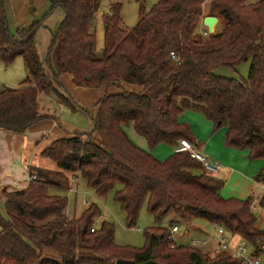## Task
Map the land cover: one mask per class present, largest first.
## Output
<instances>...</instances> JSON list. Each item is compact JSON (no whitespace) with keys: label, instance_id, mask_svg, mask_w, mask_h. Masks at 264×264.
<instances>
[{"label":"trees","instance_id":"1","mask_svg":"<svg viewBox=\"0 0 264 264\" xmlns=\"http://www.w3.org/2000/svg\"><path fill=\"white\" fill-rule=\"evenodd\" d=\"M51 2L66 15L52 38L58 70L38 53L40 22L14 34L0 18V60L9 65L21 56L29 70L21 87L0 91V129L25 133L50 119L40 112L41 93L74 109V101L59 91L64 74L78 86L129 83L142 90L106 95L96 104L91 132L59 137L40 153L42 160L59 168L54 179L37 167L25 188L3 189L0 264H115L120 259L139 264H242L230 252L210 254L177 244L171 227L162 226L171 212L185 222L222 224L262 255L264 231L251 208L254 197L224 198L226 181L205 173L203 163L181 147L186 140L197 148L193 129L182 116L199 111L214 132L226 131L228 147L248 152L251 161L264 160V0H158L149 10L140 7L139 22L131 30L122 29V5L113 4L105 18L102 58L94 52L93 30L102 0ZM205 2L208 15L219 18L217 32L207 36L202 33ZM247 61L251 65L246 80L215 73L221 66L236 69ZM127 126L147 141L149 150L167 144L173 154L166 160L156 158L130 138ZM76 177L101 197L121 185L115 200L129 228L147 207L155 225L145 230L144 247L119 245L115 225L98 220L102 213L97 204L70 218L65 193ZM255 181L264 184V167ZM52 189L63 194H52Z\"/></svg>","mask_w":264,"mask_h":264},{"label":"rangeland","instance_id":"2","mask_svg":"<svg viewBox=\"0 0 264 264\" xmlns=\"http://www.w3.org/2000/svg\"><path fill=\"white\" fill-rule=\"evenodd\" d=\"M157 1L158 0H102V5L94 21L93 29L96 35V42L94 45L96 56L102 58L104 54L105 18L111 14V7L113 4L120 3L122 5L121 27L124 30H131L137 26L139 22L140 7L143 6L149 10ZM208 4V2H205L203 5L204 17L211 16L208 15ZM65 16V11L61 7L53 8L51 0H3V2L0 3V18L8 21L10 29L14 34L18 33L19 30L32 26L36 22H40L41 26L37 30L35 36L38 53L42 59L48 58L50 66L55 70H58L59 59L58 48L52 45L53 32L57 30ZM218 27L219 25L216 26V32ZM250 65L251 62L247 61L240 64L236 69L221 66L215 73L223 77L246 80L249 76ZM28 76L29 70L23 57H17L14 62L9 65L0 60V91L5 87H21ZM60 81L61 85L59 91L66 95L67 98L74 101V109H70L66 103V105L61 104L59 99L54 95L41 93L39 96L41 105L40 112L43 115L50 116V119L47 118L41 122L43 126L40 130L41 132H39L37 136L30 137V139L23 144L20 153L14 152L15 145L10 142V140L7 142L4 141V137L7 136L6 134L0 135L1 140H3L0 142V164L3 169L2 174H6L5 179L16 181L12 183V185L3 186L1 190L8 188L9 191H13L24 188L29 181L28 177L29 174H31L30 172L35 173L37 167L45 170L46 177H48L49 180L54 179L59 168L50 160H42L39 156L40 153L48 147L53 140L59 137L69 136V133L75 132H91L94 129L92 117L97 112L96 104L106 95L120 93L125 90L133 92H140L142 90L138 85L129 83L100 88L78 86L68 74H64ZM186 112L184 114H186ZM185 116H190L189 121L191 124H189L192 128L196 127L198 130L201 128V118H206L203 113L199 111H190ZM53 123H55V126H53ZM126 128L131 139H136V136L139 137L133 126H127ZM220 130L223 131V129H219L218 131ZM202 134L204 135L203 132ZM38 141H41V144H39ZM166 147L169 150V153H167V158H169L174 152L172 147L164 144L158 149L160 150V148H163V150H167ZM167 158H165V160ZM2 174H0V176ZM218 175V173L212 174V176L216 178H218ZM73 187V192L70 191L65 193L69 198L67 214L70 218L79 217L85 209L92 204H97L102 213L98 220H100V222L106 220L115 225L116 242L119 245L133 248H142L145 246V230L155 224L154 219L145 206L141 211L137 224L133 228L128 227L126 213L115 200V193L121 189V185H118L115 190L111 191L106 197L98 196L94 190L89 189L86 185V181L82 178H79V182L74 183ZM229 189L230 186L228 185L225 191L223 189L222 193L223 195L225 194L226 197L230 192ZM2 192L3 191H0V212L6 215ZM51 193L63 194L60 190L56 189H52ZM85 202H87L88 205H85ZM256 210L257 215H255L259 219L262 228H264V207L261 208L258 205ZM173 221L178 225H185V221L180 219L174 212H171L165 217L162 224L167 226V224H171ZM194 222L196 225L205 227L208 233L210 232L211 234L214 232L212 223L207 220L195 219ZM193 234L194 233L191 234L192 237L194 236ZM207 235L208 234H206V236ZM203 238V236L198 238V243L196 244L200 248L203 246Z\"/></svg>","mask_w":264,"mask_h":264},{"label":"crops","instance_id":"3","mask_svg":"<svg viewBox=\"0 0 264 264\" xmlns=\"http://www.w3.org/2000/svg\"><path fill=\"white\" fill-rule=\"evenodd\" d=\"M188 112L190 111H187L186 114L182 116L183 118L182 120L185 123L189 124L190 116L187 117L185 116L187 115ZM200 123H201L200 130H198V128L196 127L192 128L197 138L198 146L196 149L201 154L208 157L213 163L220 166V172L218 173L219 174L218 178L223 179L227 182L224 191L226 190L227 185L230 186L229 189L230 192L228 193L227 197L224 194L223 195L224 198L246 199L250 196H253L255 199L258 200L259 207L261 208L264 207V202L261 203V200L264 198V187L262 186V184L255 181L256 175L264 167V160L251 161L248 158V152L237 150L228 147L226 145L225 130L214 132L213 124L203 117L201 118ZM53 126H55V123H53ZM41 128H43V126L42 123L40 122L38 125H36L31 130L25 133H14V132L12 133L0 129V135L6 134L7 136L4 137V141L7 142L8 140H10V142H12L15 145L14 152L16 151V153H20L23 144L28 139H30V137L37 136L39 132H41L40 131ZM202 132L204 133V135L202 134ZM132 140L142 149L150 151L158 159L165 160V158H167V153H169L168 148L166 147L168 152L165 149L163 150V148H160V150L158 149L161 145L164 144L159 145L153 150H149L147 141L141 136L139 137L136 136V139L134 138ZM1 141L3 140H1L0 138V142ZM2 171L3 169L1 168V164H0V174H2ZM5 176L6 174H2L0 176V191H3V189L1 190L3 186L12 185V183L16 182L5 179ZM78 182H79V178L74 183H78ZM256 211L253 212L257 215ZM194 220L185 222V225H178L177 223H171V224H167V226H164L162 224V226L164 227L170 226L171 231L174 226L179 227V231L174 233L173 235L175 242L179 245H193V242L198 241V238H201L203 236L204 238L202 241V245H203L201 247L202 249L198 246L197 247L200 248L204 253L214 254L217 248V241L215 239V225L212 224L214 232L210 234V232L208 233L206 231L205 227L196 225ZM258 226L260 229L264 231V228H262L259 219H258ZM192 233H194L193 237L191 236ZM206 234L208 235L206 236ZM230 241L233 246H236L240 242H246L240 235H234L231 233H230ZM229 252L234 255L233 251H229ZM262 257L264 258V252L262 254Z\"/></svg>","mask_w":264,"mask_h":264},{"label":"built area","instance_id":"4","mask_svg":"<svg viewBox=\"0 0 264 264\" xmlns=\"http://www.w3.org/2000/svg\"><path fill=\"white\" fill-rule=\"evenodd\" d=\"M203 35L207 36L209 34L208 29L206 26L204 27V30H202ZM172 57L174 59H177L176 54L172 53ZM182 150L184 151H190L193 158L197 159L204 165V172L207 174H216L220 172V166L213 163L208 157L201 154L193 144L189 143L186 140L182 141ZM35 177L29 176L28 180L34 179ZM78 177L74 178V182L77 181ZM264 187V184H262ZM71 192L74 191V187L70 190ZM69 191V192H70ZM85 205H88L87 202H85ZM258 206V200L254 198V201L252 203V210L255 211ZM95 229H92L94 231ZM179 231V227L175 226L173 227L171 234L172 238L174 233ZM215 239L217 241V248L214 254H219L222 252H229L233 251L234 256L239 258L241 260L242 264H264V258L262 255H257V250L253 247H251L247 242H240L236 246H233L230 241V232L227 230V228L222 224H215ZM198 242H193L194 246H197ZM260 247L262 250H264V238L261 240Z\"/></svg>","mask_w":264,"mask_h":264},{"label":"water","instance_id":"5","mask_svg":"<svg viewBox=\"0 0 264 264\" xmlns=\"http://www.w3.org/2000/svg\"><path fill=\"white\" fill-rule=\"evenodd\" d=\"M218 23H219V18L216 16H206L204 18V26H206V28L208 29L209 34H214L216 32V26L218 25ZM115 264H139V263L133 260L120 259L117 260ZM142 264H161V263L152 260Z\"/></svg>","mask_w":264,"mask_h":264}]
</instances>
